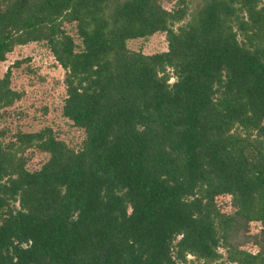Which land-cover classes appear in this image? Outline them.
Masks as SVG:
<instances>
[{"label":"trees","instance_id":"16d2710c","mask_svg":"<svg viewBox=\"0 0 264 264\" xmlns=\"http://www.w3.org/2000/svg\"><path fill=\"white\" fill-rule=\"evenodd\" d=\"M163 1L0 0V62L44 42L84 133L0 127V264H264V0Z\"/></svg>","mask_w":264,"mask_h":264},{"label":"rangeland","instance_id":"374dc122","mask_svg":"<svg viewBox=\"0 0 264 264\" xmlns=\"http://www.w3.org/2000/svg\"><path fill=\"white\" fill-rule=\"evenodd\" d=\"M171 4L169 0L163 1V5L168 9L171 8ZM66 29L73 35L75 42L80 44L74 26L67 24ZM127 46L131 50L151 54L166 50L167 42L165 33H156L147 38L128 40ZM16 60H20V63L13 66ZM9 67L11 68V87L20 91L22 97L12 107L6 110L0 109V127H7L13 131L15 129L35 131L49 126L60 138L78 148L84 133L62 115L65 97L64 70L57 64L45 43L30 42L16 46L7 54L6 59L0 62V78ZM46 159V153L35 150L28 168L38 169ZM229 199V196L217 199L220 208L225 212L233 210L229 205ZM258 230L259 224L252 223L251 231L255 233ZM245 247L251 250L256 249L251 244Z\"/></svg>","mask_w":264,"mask_h":264}]
</instances>
